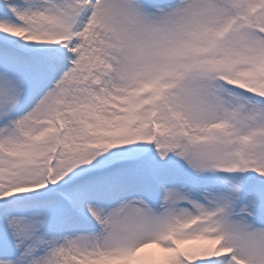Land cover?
Listing matches in <instances>:
<instances>
[{"label":"snow or ice","instance_id":"obj_1","mask_svg":"<svg viewBox=\"0 0 264 264\" xmlns=\"http://www.w3.org/2000/svg\"><path fill=\"white\" fill-rule=\"evenodd\" d=\"M0 264H264V0H0Z\"/></svg>","mask_w":264,"mask_h":264}]
</instances>
